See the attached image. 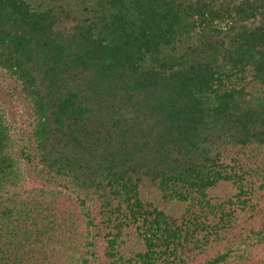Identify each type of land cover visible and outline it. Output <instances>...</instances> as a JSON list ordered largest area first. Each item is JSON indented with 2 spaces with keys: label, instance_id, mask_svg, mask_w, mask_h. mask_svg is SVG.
I'll use <instances>...</instances> for the list:
<instances>
[{
  "label": "trees",
  "instance_id": "16d2710c",
  "mask_svg": "<svg viewBox=\"0 0 264 264\" xmlns=\"http://www.w3.org/2000/svg\"><path fill=\"white\" fill-rule=\"evenodd\" d=\"M0 80V264H264V0H0Z\"/></svg>",
  "mask_w": 264,
  "mask_h": 264
},
{
  "label": "rangeland",
  "instance_id": "374dc122",
  "mask_svg": "<svg viewBox=\"0 0 264 264\" xmlns=\"http://www.w3.org/2000/svg\"><path fill=\"white\" fill-rule=\"evenodd\" d=\"M6 87H5V84L0 80V103L2 104L5 112L7 113V115L10 116V112H12L13 108L14 107H11L8 103V98H7V95H6ZM18 129L21 127L20 125H17ZM16 134H18V132L16 131ZM28 186H34L36 187L37 184L36 183H33L32 179H29V182L27 184Z\"/></svg>",
  "mask_w": 264,
  "mask_h": 264
}]
</instances>
